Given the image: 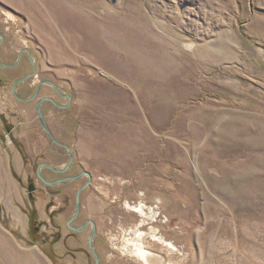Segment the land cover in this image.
<instances>
[{"label":"rangeland","instance_id":"374dc122","mask_svg":"<svg viewBox=\"0 0 264 264\" xmlns=\"http://www.w3.org/2000/svg\"><path fill=\"white\" fill-rule=\"evenodd\" d=\"M0 33L2 64L23 49L36 64L18 95L51 81L71 96L66 109L41 106L74 155L44 175L89 173L74 224L97 227L99 264H143L123 248L138 232L163 264H264V0H0ZM24 50L0 67V264H95L88 243L68 242L87 256L47 244L69 231L74 192L28 191L35 164L21 154L67 161L35 102L66 99L48 84L31 102L13 97L32 67Z\"/></svg>","mask_w":264,"mask_h":264},{"label":"flooded vegetation","instance_id":"af4514ba","mask_svg":"<svg viewBox=\"0 0 264 264\" xmlns=\"http://www.w3.org/2000/svg\"><path fill=\"white\" fill-rule=\"evenodd\" d=\"M4 38V37H3ZM1 43H2V41H1ZM0 43V44H1ZM1 63V62H0ZM17 66V65H16ZM15 66V67H16ZM2 68V67H1ZM11 68H13V67H11ZM11 68H8V69H11ZM31 71H32V67H31ZM29 73H31L30 71H29ZM24 76V75H23ZM17 90H18V86H17ZM32 95H26V96H22V95H18V97H22V98H28V97H31ZM14 97V96H13ZM44 97H47V96H44ZM62 97V96H61ZM16 98V97H15ZM40 98V97H39ZM38 98V99H39ZM49 98H51V97H49ZM16 99H18V98H16ZM34 99H36V97H34ZM33 99V100H34ZM37 99V100H38ZM52 99V98H51ZM64 99H66V98H64ZM19 100V99H18ZM20 101V100H19ZM32 101V100H31ZM31 101H29V102H31ZM67 99L65 100V102L64 103H58V104H60V105H66L67 104ZM27 103V102H26ZM43 103H51L50 101H43L42 103H41V106H42V104ZM35 104H36V102H35ZM69 105H70V103H69ZM69 105L67 106V107H69ZM66 107V108H67ZM66 108H63V109H66ZM41 110H42V108H41ZM43 112V111H42ZM44 115V114H43ZM37 117V116H36ZM45 118V117H44ZM4 119V118H3ZM37 119H38V117H37ZM60 143V142H59ZM55 145H58V146H62V149H61V151H56V150H53L52 152L54 153V154H58V156H60V155H65V156H67V161L66 162H64V164L62 165V166H56V165H52V164H50V163H46L45 161H40V162H37L38 161V156H40L39 154H36L35 155V157H33L32 155H29V153H27V154H21V156H20V158H21V160L22 161H29V162H32L33 164H35L34 165V167H32L31 166V169L33 168L34 169V172H35V176H36V179H37V181L36 182H33V183H28V191L29 192H31V193H33V192H36L37 190H39V188H38V184H42L43 186H45L46 187V189H48L49 191H50V193L52 194V195H56V196H62V198L64 199V201L65 200H67V197L71 194V192H74V207H73V212H72V214H70V216L65 220V226H66V228H68V232H67V234L66 235H64V236H61V234L60 233H58V230L57 231H54L53 232V237H52V239H50V241H48L47 242V244L49 243V242H51V244H57V243H59V242H61L62 241V243L64 244L65 242L67 243V245H68V248H69V250H68V252H67V254L70 256H73V254H71L73 251L74 252H77V253H81V254H83V255H85V256H87L88 254L89 255H92V254H90V251H89V253L87 252V251H82V250H80L81 248L79 247V246H75V247H71L70 246V244L68 243L69 242V240H73V241H75L77 244H79V243H88L89 241V239H90V237H91V235H92V224L90 223V220H85V221H81L79 224H74V221L80 216L79 214H80V212H81V206H80V208H79V211H78V213L76 214V216L73 218V214L75 213V201H76V192H77V190L79 189V188H81V187H83L85 184H86V182H87V180H86V178L87 177H85L86 175L84 174V172H82V171H79V172H75V174H70V175H65V176H62V177H60V178H54V179H50V180H47V179H45V173H44V171H49V172H53V173H56V174H58V172H55V171H53V170H51L50 168H48V167H46L45 165H44V163L45 164H48V165H50V166H52V167H54V168H56V169H59V170H62V169H64L65 168V165L67 164V162H69V157H70V155H69V151H68V149L66 148V146H63V145H59V144H56V143H54ZM52 145L53 144H51V150H52ZM20 147V146H19ZM50 149V148H49ZM48 149V150H49ZM20 155V154H19ZM73 159H74V155H73ZM21 161V162H22ZM73 162V161H72ZM71 162V163H72ZM69 164V166H68V168L65 170V173L68 171V170H70V167H71V165L72 164ZM39 176H41L42 178H44L46 181H48V182H51V181H55V180H59V179H66V181L65 182H62V183H56V184H54V185H48V184H46L45 182H43L41 179H40V177ZM72 178V177H75V178H73L72 180H70V178ZM82 177L83 178H85V179H83L82 181H81V179H82ZM76 181H78V182H80V184L77 186V188H75L74 190L72 189H70L69 188V190H68V192L66 191V192H64V193H62V191L61 190H58V189H56L55 190V188H57V187H59V186H69L71 183H74V182H76ZM29 187H30V189H29ZM53 188H54V190H53ZM87 188V186L84 188V189H86ZM82 190L81 192H80V196H79V200H80V198H81V194L85 191V190ZM62 202V204H60L57 208H54L51 212H53V213H51L52 215H51V217L53 218V217H55V214L56 215H59V214H61V213H63V211H64V208H65V205H66V202H63V201H61ZM73 218V219H72ZM72 219V220H71ZM38 226V227H37ZM37 226L36 227H34V230L36 231V232H38L39 230H40V227L41 226H46V222H42V223H40V222H38V224H37ZM88 227H90V228H88ZM86 228H88L90 231H89V234L87 235V237L84 239V240H82V238L79 236V235H82V233H84L87 229ZM97 227L95 226V230H97L96 229ZM57 232V233H56ZM40 234H41V236L42 237H45V233L44 232H40ZM95 235H96V233H95ZM95 235H94V237H95ZM94 237H93V240H92V242L94 241ZM47 240H44L43 242L45 243ZM93 244H95V242H93ZM89 245V244H88ZM97 245V244H96ZM95 248H97V246L95 247ZM72 250V251H71ZM96 250V253L98 254V251H97V249H95ZM88 253V254H87ZM96 254V255H97ZM93 256V255H92ZM98 256V255H97ZM94 258V257H93ZM98 259H99V257H98Z\"/></svg>","mask_w":264,"mask_h":264},{"label":"water","instance_id":"95a60500","mask_svg":"<svg viewBox=\"0 0 264 264\" xmlns=\"http://www.w3.org/2000/svg\"><path fill=\"white\" fill-rule=\"evenodd\" d=\"M2 40H3V35L0 33V43H1ZM23 50H24V49H23ZM23 50H22V51H23ZM22 51H20V53L18 54V57H16V61H15L14 63H11V64H2V63H0V67H2V68H11V67H15L16 65H18V63L20 62L21 57H22ZM24 51H25V53H26L27 56H28L27 59H29L30 62H31V64H32V71H30L31 73H29V74H26V75H24V76L22 75V77L15 79V80L11 83V91H12V94L14 95V97L18 98V99H19L20 101H22V102H29V101L33 100L34 97H36V96L38 95L39 90H40V88H41L42 85H45V84L47 85V84H48V85L51 86V87H52V88H53V89H54V90H55L60 96L65 97V98L68 100L66 105H60V104H58L54 99H51V98H49V97H40V98L36 101V104H35V111H36V113H37L38 121H39V124L41 125V127L43 128L44 132L46 133V135H47L46 137H48L50 141H52V142H54V143H56V144H59V143L55 140V138L52 137L53 135H52V133H51V131H50V129H49L48 124H46V120H45V118H44V115H43L42 111H40V110H41V103H42L43 101H50V102H51L55 107H57V108H66V107L69 105V103H70V100H71L70 98H71V96L69 95L68 92L62 90L61 87L56 86V84H54L53 82H51V81H42V82L36 84V87H35L33 93L31 94V95H32L31 97H28V98H26V99H25V98H22V97H18V93H16L17 85H18L19 83H23V82H25L27 79L31 78L33 75H35V71H36V64L34 63L33 59H31V58H32V55H31L30 51H28V50H26V49H25ZM66 148H67L68 151H69L70 160H69V162H67V164L65 165V168H64V169L59 170V169H56V168H54V167H52V166H50V165H48V164H45V163H44V165H45L46 167L52 169V170L55 171V172H60V171H64V170H66V169L68 168L69 164L71 163L72 159H73V151H71V149L68 148V147H66ZM84 174L86 175L85 177H87V182H86V184H85L83 187L79 188V189L77 190V192H76L75 213L73 214V215H74L73 218L76 216V214L78 213L79 208H80V202H79V195H80V192L82 191V189H84V188L86 187V185H87L88 182L90 181V177H89L90 175H89V173L84 172ZM39 177H40V179H41L43 182H45V183L48 184V185H54V184H56V183H62V182H65V181H66V179H59V180H55V181L48 182V181H46L44 178H42L41 176H39ZM69 178H70V177H69ZM73 178H75V177L70 178V180H72ZM29 189H30V187H29ZM73 218H72V219H73ZM72 219H71V220H72ZM90 223L92 224V235H91L90 239L88 240V241H89V242H88V244H89V249H90V251H91V254H92L93 257H94L95 264H99L98 256L96 255L97 253H96V251H95V248H94V246H93V242H92L93 237H94V235H95V233H96V230L94 229V228H95V225H94V223H93L92 221H90Z\"/></svg>","mask_w":264,"mask_h":264},{"label":"bare ground","instance_id":"6f19581e","mask_svg":"<svg viewBox=\"0 0 264 264\" xmlns=\"http://www.w3.org/2000/svg\"><path fill=\"white\" fill-rule=\"evenodd\" d=\"M131 210L139 213V215L141 216H145L144 206L141 205V203L137 204L136 206H132ZM143 235H144L143 232L135 233L134 238L126 239V241L124 242L125 246L123 248L128 250V247L130 246L129 252L133 254V256H136L138 260L143 262V264H163L162 258H160L158 255L152 254L149 250L145 248L143 242L141 241ZM151 239L157 241L158 244L166 246L167 248L169 247L170 249L175 248V246L171 241H167L165 238L161 236H156V234H152Z\"/></svg>","mask_w":264,"mask_h":264}]
</instances>
